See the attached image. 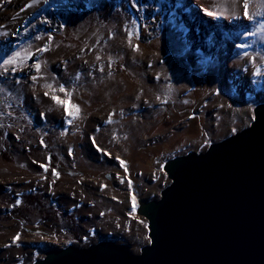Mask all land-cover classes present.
Wrapping results in <instances>:
<instances>
[{
  "label": "rangeland",
  "instance_id": "rangeland-1",
  "mask_svg": "<svg viewBox=\"0 0 264 264\" xmlns=\"http://www.w3.org/2000/svg\"><path fill=\"white\" fill-rule=\"evenodd\" d=\"M262 104L264 0H0V264L102 242L139 255L164 165Z\"/></svg>",
  "mask_w": 264,
  "mask_h": 264
},
{
  "label": "water",
  "instance_id": "water-1",
  "mask_svg": "<svg viewBox=\"0 0 264 264\" xmlns=\"http://www.w3.org/2000/svg\"><path fill=\"white\" fill-rule=\"evenodd\" d=\"M158 201H139L150 245L102 242L48 251L34 264H264V104L241 132L163 168Z\"/></svg>",
  "mask_w": 264,
  "mask_h": 264
},
{
  "label": "snow or ice",
  "instance_id": "snow-or-ice-1",
  "mask_svg": "<svg viewBox=\"0 0 264 264\" xmlns=\"http://www.w3.org/2000/svg\"><path fill=\"white\" fill-rule=\"evenodd\" d=\"M29 7H31V5H29ZM247 7H248V5L245 4L244 5V8L247 9ZM244 15L245 16H249V14H248L247 11H245ZM249 18H251V17H249ZM15 60H16V58L13 57L11 59L5 60L4 63L11 65V64H14L15 63ZM36 67L39 68V65H36ZM60 91L63 92L64 89L61 87ZM52 98H53V100L56 101V103H58V104H60L62 106H65V111L68 112V115L75 117V115L79 113V107L78 106L71 105L70 106L71 107V110L69 111V105H68V102L66 100H62V99H60L59 97H56V96H53ZM69 122H71V121H69ZM120 163H121V166L124 165V162L123 161H121ZM129 186L131 187L130 184H129ZM132 210H133V212L136 210V201H135V197L134 196L132 197Z\"/></svg>",
  "mask_w": 264,
  "mask_h": 264
},
{
  "label": "bare ground",
  "instance_id": "bare-ground-1",
  "mask_svg": "<svg viewBox=\"0 0 264 264\" xmlns=\"http://www.w3.org/2000/svg\"><path fill=\"white\" fill-rule=\"evenodd\" d=\"M33 121V120H32ZM26 126V125H25Z\"/></svg>",
  "mask_w": 264,
  "mask_h": 264
}]
</instances>
